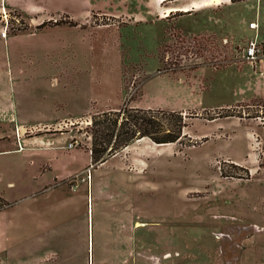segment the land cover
Instances as JSON below:
<instances>
[{"label":"rangeland","instance_id":"obj_1","mask_svg":"<svg viewBox=\"0 0 264 264\" xmlns=\"http://www.w3.org/2000/svg\"><path fill=\"white\" fill-rule=\"evenodd\" d=\"M204 1L0 0V264H77L73 244L117 264L125 242L156 234L191 244V264H247L251 244L248 264L264 263V122L217 117L264 100V73L240 61L255 34L264 47V0L192 8ZM124 102L184 110L187 136L93 164L86 126ZM130 215L147 226L128 239Z\"/></svg>","mask_w":264,"mask_h":264},{"label":"trees","instance_id":"obj_2","mask_svg":"<svg viewBox=\"0 0 264 264\" xmlns=\"http://www.w3.org/2000/svg\"><path fill=\"white\" fill-rule=\"evenodd\" d=\"M181 12H187L182 11ZM44 21L40 27L45 26ZM55 24L68 22L75 25L72 21H64L63 19L54 21ZM18 29L26 28V24L17 23ZM259 101V100H258ZM264 100L257 103L241 104L243 109L237 113L219 114L217 117L237 116L240 119L259 118L264 122ZM252 107V109H250ZM262 108V109H259ZM247 110L245 113L244 111ZM245 113V114H244ZM196 117L195 113L189 115ZM184 110H166L162 108H143L131 106L123 103L121 106L92 114L87 131L90 134V145L87 147L93 164L103 162L113 155L116 151L125 147L136 139L147 137L154 143H178L182 138L187 136L183 129L188 125ZM211 117L210 119H214ZM190 138V137H189ZM207 139L208 137H204ZM186 145H192V139H188ZM232 167L243 170L245 173L238 177H248L249 172L246 167L232 163ZM221 175H225L221 169ZM6 204V201L0 197V208Z\"/></svg>","mask_w":264,"mask_h":264},{"label":"crops","instance_id":"obj_3","mask_svg":"<svg viewBox=\"0 0 264 264\" xmlns=\"http://www.w3.org/2000/svg\"><path fill=\"white\" fill-rule=\"evenodd\" d=\"M13 5L15 6V8L16 7L20 8V9L22 8L16 2H13ZM257 9L259 10V8H257ZM30 10L34 11V12L42 13L46 9H44V7L34 6L33 8H30ZM263 16H264V14H263ZM257 17L259 18L258 13L256 15V18ZM258 18H257V21L259 22ZM1 21H2V19H1ZM259 24H260V22H259ZM2 27L0 24V30L2 29ZM31 34H33V33H31ZM4 38L5 37H3L0 34V42L1 43L4 42ZM263 61H264V51L260 55V57L258 58L256 64L252 65L253 70L255 69L254 73H255V71H256V74H263L264 73V71L262 69L257 68V65H259L260 62L263 63ZM117 106H119V104L115 105L113 107H107L105 109L115 108ZM102 110H104V109H102ZM146 222L147 221H145V220H141L139 218H135V217H132L130 215L129 220L125 222V226H123L122 229H118V230L122 233V235L125 238L131 239L134 237V232H135V230L138 229V227L147 226V225H143ZM151 229L155 230V231L156 230H158V231H160V230L164 231L165 230V229H160V228H156V227H153V228L151 227ZM118 230H116L117 233H120ZM167 230H169V229H167ZM171 230L174 231V229H171ZM175 232H176V234H178V229H175ZM177 240H178V236H176L174 238V236L172 235V236H166L165 238H163V237H157V234H156V237L153 241L152 240L146 241L143 238L142 242H140V243H135L132 241L125 242V245L123 247L124 250H123L122 254H119L115 261L117 264H191V244H186V245L181 246ZM72 246H73L74 255L77 257V264H89V260L91 258V257L89 258V255L87 256V259H85L84 257L81 258V255L83 253L85 254L84 250H86V248L82 247V245H76V244H73ZM240 246H243V245H240ZM241 248H243V247H241ZM256 249H257V247L255 246V244H251V247H248L247 250H246V247H244L243 252L238 253L237 258L239 260H241L242 258H245L247 261V264L250 263V261H255V258H257V255H258L257 251H255ZM54 250H56V249H54ZM248 250H252V252H249ZM82 251H83V253H82ZM102 251H104V250H102ZM52 255L58 256L57 254H52ZM181 255H182V257H181ZM47 259H48V257L45 258L44 262H46ZM202 259H206V258H202ZM105 262H106V260L103 257H97V259H95L94 254H92V258H91L92 264H105ZM262 264H264V263H262Z\"/></svg>","mask_w":264,"mask_h":264},{"label":"built area","instance_id":"obj_4","mask_svg":"<svg viewBox=\"0 0 264 264\" xmlns=\"http://www.w3.org/2000/svg\"><path fill=\"white\" fill-rule=\"evenodd\" d=\"M15 22L18 23L19 22L18 19H16ZM248 27L257 29L259 27V22L251 20L248 23ZM0 34L3 37L7 35V26H3V28L0 30ZM263 51H264L263 44L257 40V34H255L252 38H250L247 41L244 51L240 55V59H241L240 61L248 60L254 65L257 62L260 55L263 53Z\"/></svg>","mask_w":264,"mask_h":264},{"label":"bare ground","instance_id":"obj_5","mask_svg":"<svg viewBox=\"0 0 264 264\" xmlns=\"http://www.w3.org/2000/svg\"><path fill=\"white\" fill-rule=\"evenodd\" d=\"M221 0H205L203 3L201 4H194L192 5V8H198L202 5H210V4H219ZM189 6L185 5V6H182V7H166L165 10H163V14H162V17H166L168 16L171 12L173 11H178V10H189ZM171 143H161V144H157V145H161V146H168L170 145Z\"/></svg>","mask_w":264,"mask_h":264}]
</instances>
